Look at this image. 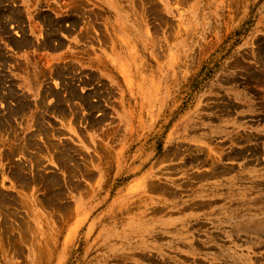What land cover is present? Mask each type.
Listing matches in <instances>:
<instances>
[{
    "label": "rangeland",
    "instance_id": "rangeland-1",
    "mask_svg": "<svg viewBox=\"0 0 264 264\" xmlns=\"http://www.w3.org/2000/svg\"><path fill=\"white\" fill-rule=\"evenodd\" d=\"M0 11V264H264V0Z\"/></svg>",
    "mask_w": 264,
    "mask_h": 264
},
{
    "label": "bare ground",
    "instance_id": "bare-ground-1",
    "mask_svg": "<svg viewBox=\"0 0 264 264\" xmlns=\"http://www.w3.org/2000/svg\"><path fill=\"white\" fill-rule=\"evenodd\" d=\"M2 14H3V12L2 11H0V16H2ZM48 19V18H47ZM164 20V19H163ZM49 24H51V25H53L54 23L53 22H49ZM51 44V43H50ZM84 101L85 102H88V101H90V98H89V96H86V97H84Z\"/></svg>",
    "mask_w": 264,
    "mask_h": 264
}]
</instances>
